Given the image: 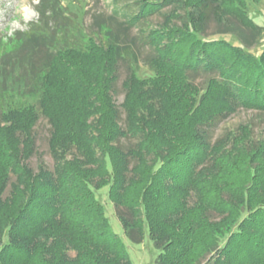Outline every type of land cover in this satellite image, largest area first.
<instances>
[{"label":"trees","instance_id":"1","mask_svg":"<svg viewBox=\"0 0 264 264\" xmlns=\"http://www.w3.org/2000/svg\"><path fill=\"white\" fill-rule=\"evenodd\" d=\"M127 7L86 30L62 0H38L37 19L0 50V264H132L97 196L105 186L125 233L140 242L147 231L158 264H264V138L241 123L211 140L239 108L264 113V48L249 51L243 35L261 26L247 0ZM154 13L158 27L131 35ZM211 15L236 20L217 33L235 30L243 44L203 36ZM138 42L153 50L146 77ZM198 72L214 74L202 89L190 80ZM41 116L53 166L34 170Z\"/></svg>","mask_w":264,"mask_h":264},{"label":"rangeland","instance_id":"2","mask_svg":"<svg viewBox=\"0 0 264 264\" xmlns=\"http://www.w3.org/2000/svg\"><path fill=\"white\" fill-rule=\"evenodd\" d=\"M38 0H0V50L9 49L12 46V38L15 33L20 30L28 28L29 22L35 21L38 17L36 11V3ZM133 0H62V3L66 5L68 11L78 14L82 18L83 26L88 30L89 27L97 29L94 24V15L101 14L104 17L112 16L114 10H118L123 18V10H127V4ZM248 14L254 20V22L261 26L260 34L256 37H252L250 30H243V35L247 38L246 43L249 51L253 53H259L264 48V0H247ZM170 9L166 6L162 9V12H166ZM218 16L213 17L211 15L208 22L205 24V30L203 36L205 37H223L233 44H243V41L237 37V32L218 34L223 26L224 22L231 25H235L236 20L220 19ZM163 16L161 13H154L146 20L141 21L137 26L131 28V35H135L139 32V28L158 27L162 22ZM221 21V22H220ZM239 23H237L238 25ZM90 29V28H89ZM141 42V41H140ZM138 42L140 51L138 52V70L137 73L141 77L149 76L153 73L152 68L149 65V55L153 53L151 47L147 44H141ZM118 79L115 84L114 100L116 104L120 105L124 97L123 80L129 73V63L125 58L118 60L117 66ZM213 73H191L190 80L197 84L201 89L206 85V82ZM120 110V122L123 124L124 111L121 107ZM241 123H248L252 126L254 138H264V113H261L255 109L239 108L236 112L228 115L223 120L219 121L211 131L213 141L226 130L237 127ZM35 138V153L27 160L29 166L37 170L39 163H43L48 168L53 166V158L48 150V137L50 134V124L43 116L39 118L33 128ZM132 141L121 138L120 144L125 147ZM97 196L103 202L107 216L110 221L112 230L117 233L125 244L126 251L132 262V264H158L156 257L159 252L154 241L149 237L147 231L144 233L140 242H135L125 233L121 221L119 218V210L113 207L112 202L107 195V187H103L98 190ZM125 216H128L126 209H121ZM215 215H212L213 218ZM135 234V233H134ZM136 235V234H135ZM206 260L203 261L205 263Z\"/></svg>","mask_w":264,"mask_h":264}]
</instances>
